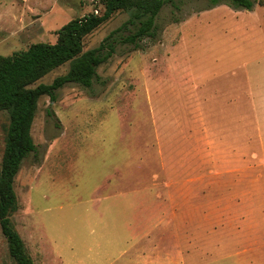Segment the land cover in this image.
<instances>
[{
	"label": "rangeland",
	"instance_id": "rangeland-1",
	"mask_svg": "<svg viewBox=\"0 0 264 264\" xmlns=\"http://www.w3.org/2000/svg\"><path fill=\"white\" fill-rule=\"evenodd\" d=\"M207 4L166 2L154 38L121 43L131 24L112 36L90 87L39 98L36 150L14 178L9 215L33 264H264V0ZM103 9L0 0V55L53 43L63 24ZM130 17L113 12L83 50ZM8 122L0 110V165ZM205 215L217 217L200 224L209 230H178L177 217ZM0 264H16L1 228Z\"/></svg>",
	"mask_w": 264,
	"mask_h": 264
},
{
	"label": "trees",
	"instance_id": "trees-1",
	"mask_svg": "<svg viewBox=\"0 0 264 264\" xmlns=\"http://www.w3.org/2000/svg\"><path fill=\"white\" fill-rule=\"evenodd\" d=\"M99 1L104 8L102 13L90 12L69 20L56 30L55 42H34L24 50L0 55V110H6L9 118L0 165V228L9 255L16 264H33L9 215L17 207L14 178L22 161L36 150L31 127L39 98L48 96L55 101L58 89L69 82L90 87L97 76L96 68L115 52L112 36L127 24L136 25L135 30L122 36L120 42L131 44L133 49L138 48L142 38L156 36V16L162 6L172 0ZM256 1L209 0L204 7L227 3L236 9H251ZM116 10L130 11L131 17L96 47L83 50L84 36L109 19ZM66 62L69 66L65 73L56 76L50 83L33 85Z\"/></svg>",
	"mask_w": 264,
	"mask_h": 264
},
{
	"label": "crops",
	"instance_id": "crops-1",
	"mask_svg": "<svg viewBox=\"0 0 264 264\" xmlns=\"http://www.w3.org/2000/svg\"><path fill=\"white\" fill-rule=\"evenodd\" d=\"M223 219V216L219 217ZM225 218V217H224ZM174 219L171 218V222H173ZM217 221V217L211 218L210 216L205 215V217H195V216H182V217H177V225H178V230L182 231L184 234L191 233V232H200V230H209L208 228H202L200 224H208L211 225ZM181 225V226H180ZM180 227V228H179ZM184 231V232H183Z\"/></svg>",
	"mask_w": 264,
	"mask_h": 264
},
{
	"label": "built area",
	"instance_id": "built-area-1",
	"mask_svg": "<svg viewBox=\"0 0 264 264\" xmlns=\"http://www.w3.org/2000/svg\"><path fill=\"white\" fill-rule=\"evenodd\" d=\"M96 12V11H95Z\"/></svg>",
	"mask_w": 264,
	"mask_h": 264
}]
</instances>
